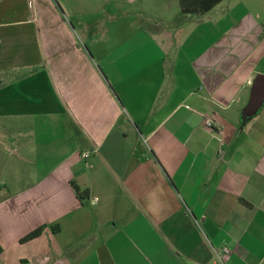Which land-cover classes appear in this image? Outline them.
Segmentation results:
<instances>
[{
    "label": "crops",
    "instance_id": "crops-1",
    "mask_svg": "<svg viewBox=\"0 0 264 264\" xmlns=\"http://www.w3.org/2000/svg\"><path fill=\"white\" fill-rule=\"evenodd\" d=\"M220 4L0 0V264H264V17Z\"/></svg>",
    "mask_w": 264,
    "mask_h": 264
},
{
    "label": "trees",
    "instance_id": "trees-1",
    "mask_svg": "<svg viewBox=\"0 0 264 264\" xmlns=\"http://www.w3.org/2000/svg\"><path fill=\"white\" fill-rule=\"evenodd\" d=\"M223 0H178L182 14H204L209 12L213 7L222 2ZM75 195L80 202H85L89 198L87 189L81 190L74 182H70ZM42 232V227H39L26 236L21 238L20 243H25L37 238Z\"/></svg>",
    "mask_w": 264,
    "mask_h": 264
},
{
    "label": "water",
    "instance_id": "water-1",
    "mask_svg": "<svg viewBox=\"0 0 264 264\" xmlns=\"http://www.w3.org/2000/svg\"><path fill=\"white\" fill-rule=\"evenodd\" d=\"M264 104V75L258 74L255 76L251 83L249 99L247 104L242 110L241 119H247L255 116L261 106Z\"/></svg>",
    "mask_w": 264,
    "mask_h": 264
},
{
    "label": "rangeland",
    "instance_id": "rangeland-1",
    "mask_svg": "<svg viewBox=\"0 0 264 264\" xmlns=\"http://www.w3.org/2000/svg\"><path fill=\"white\" fill-rule=\"evenodd\" d=\"M229 6H230V8H229ZM235 6H237V7H241V6L250 7L251 11L257 12L256 14H259L260 16L264 17V0H224L218 6V9L221 10L222 8H224L225 10H228V9L234 8ZM227 13H228V15L231 16V14H229V12H227ZM210 15H211V13L207 15V18H205V20L209 21ZM215 15L218 17L217 13H213L211 16H215ZM234 15H235V13H234ZM221 16H222V14H221ZM227 23H230V22H227ZM227 23H224V24L222 23V25L226 26ZM258 74L264 75V62L257 63V68L255 70V75L253 76V78H255V76ZM260 110H264V104L259 109V112H260ZM91 257L92 256H88V263H91L90 262Z\"/></svg>",
    "mask_w": 264,
    "mask_h": 264
},
{
    "label": "built area",
    "instance_id": "built-area-1",
    "mask_svg": "<svg viewBox=\"0 0 264 264\" xmlns=\"http://www.w3.org/2000/svg\"><path fill=\"white\" fill-rule=\"evenodd\" d=\"M205 125H206L207 127H210V126L212 125V120H211V119H207V120L205 121ZM84 157H86V156H84ZM223 251H225V250H223Z\"/></svg>",
    "mask_w": 264,
    "mask_h": 264
}]
</instances>
